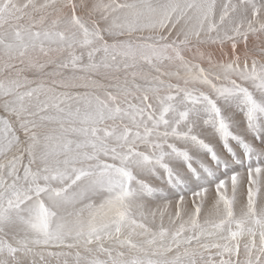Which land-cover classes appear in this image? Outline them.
I'll return each instance as SVG.
<instances>
[{"label": "snow or ice", "instance_id": "6c2138e0", "mask_svg": "<svg viewBox=\"0 0 264 264\" xmlns=\"http://www.w3.org/2000/svg\"><path fill=\"white\" fill-rule=\"evenodd\" d=\"M0 264H264V0H0Z\"/></svg>", "mask_w": 264, "mask_h": 264}]
</instances>
